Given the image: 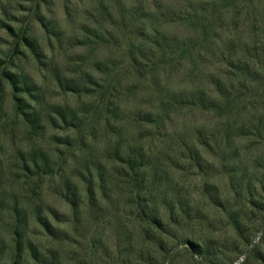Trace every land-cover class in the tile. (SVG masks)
<instances>
[{
    "label": "rangeland",
    "instance_id": "374dc122",
    "mask_svg": "<svg viewBox=\"0 0 264 264\" xmlns=\"http://www.w3.org/2000/svg\"><path fill=\"white\" fill-rule=\"evenodd\" d=\"M199 9L0 0V264H264V1Z\"/></svg>",
    "mask_w": 264,
    "mask_h": 264
},
{
    "label": "trees",
    "instance_id": "16d2710c",
    "mask_svg": "<svg viewBox=\"0 0 264 264\" xmlns=\"http://www.w3.org/2000/svg\"><path fill=\"white\" fill-rule=\"evenodd\" d=\"M200 5L198 15L191 17L189 14L182 15L178 13L177 17L174 18L175 22L184 23L185 25L191 27L196 33L199 35H205V41H207L208 33L211 29H213V25H215L216 21L218 20L219 14H221L222 9L224 8H236L237 0H197ZM249 0H244L247 2ZM254 1V7L257 5H261L264 0H251ZM168 13V12H167ZM200 43V47L203 43ZM161 46V45H160ZM198 45H189L188 43L184 42L179 46V52L181 54V58L187 56L192 51L196 49H200ZM163 48V56L167 57V54L164 53L165 48ZM178 52V53H179ZM176 54V51H173L170 55ZM136 67V64L133 63Z\"/></svg>",
    "mask_w": 264,
    "mask_h": 264
}]
</instances>
